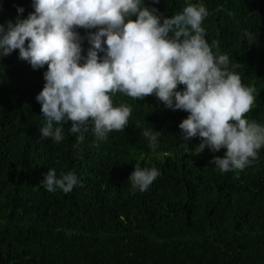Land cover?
I'll return each mask as SVG.
<instances>
[{"label":"trees","instance_id":"16d2710c","mask_svg":"<svg viewBox=\"0 0 264 264\" xmlns=\"http://www.w3.org/2000/svg\"><path fill=\"white\" fill-rule=\"evenodd\" d=\"M188 3L207 8L205 38L255 87L246 118L264 125V0H145L162 17ZM32 4L0 0V25L26 19ZM76 31L86 56L96 30ZM46 71L18 50L0 57V264H264V148L251 166L221 173L208 161L223 149L194 155L200 139L182 140L187 112L120 93L114 106L132 107L124 131L97 142L89 129L80 141L69 122L54 142L41 136L46 121L35 99ZM150 127L161 132L155 150L142 135ZM136 166L161 173L146 191L130 186ZM52 168L58 177L72 171L81 184L48 192L40 185Z\"/></svg>","mask_w":264,"mask_h":264},{"label":"clouds","instance_id":"9594fccd","mask_svg":"<svg viewBox=\"0 0 264 264\" xmlns=\"http://www.w3.org/2000/svg\"><path fill=\"white\" fill-rule=\"evenodd\" d=\"M32 7L26 19L0 25V57L18 50L33 70L47 65L35 97L46 121L42 137L62 142L63 125L70 122L69 132L78 140L91 129L103 142L109 133L124 131L132 114L126 103L114 106L117 93L134 101L155 96L166 108L188 113L179 128L183 141L200 139L194 155L206 148L212 154L224 150L208 161L221 173L259 159L264 125L246 118L258 93L242 83L235 71L239 64L230 66L227 54L214 53L218 45L209 44L202 27L209 15L203 3H188L172 17L158 15L145 0H33ZM78 28L96 30L88 37L86 56ZM180 85L183 91L177 90ZM142 135L155 150L161 132L150 127ZM160 175L156 167L136 166L128 179L133 190L143 192ZM80 184L72 171L58 177L52 168L40 186L68 194Z\"/></svg>","mask_w":264,"mask_h":264}]
</instances>
